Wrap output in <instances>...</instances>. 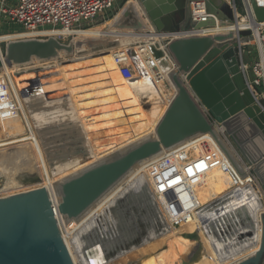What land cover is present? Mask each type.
<instances>
[{
	"label": "water",
	"instance_id": "water-1",
	"mask_svg": "<svg viewBox=\"0 0 264 264\" xmlns=\"http://www.w3.org/2000/svg\"><path fill=\"white\" fill-rule=\"evenodd\" d=\"M138 1L153 27V33L160 36L217 25L211 17L206 22L192 23L189 8L193 1H204L208 13L216 17L221 25L237 22L225 0ZM249 1L255 19L264 22V8L257 7L255 0ZM238 13L242 17L246 16L241 7ZM122 15L133 19L131 25L127 26L141 28L130 10H125ZM250 35V31H239L236 34L237 37ZM102 45L91 46V51L103 48ZM110 45L115 46L117 43ZM4 46V51L1 50L0 53V69L3 61L9 67L28 64L33 58L48 61L56 58L58 52L70 49L51 38L44 41L8 42ZM167 50L177 65L176 71L170 75L176 94L157 122L154 136L93 164L46 191L37 190L0 200V264H71L58 232L72 220L76 221L85 215L139 163L197 134L212 135L238 174L244 177L235 158L214 135L213 123L207 118L203 108L214 122L223 127L234 149L250 166L264 193V101L256 100L245 83L238 58V39L228 41L218 34L181 36L171 41ZM130 55L136 57L135 52H130ZM16 150V147H10L0 152V157L3 156L0 162V165L3 164L2 169L7 167L4 165L6 162L11 161L7 156ZM40 180L35 173L19 176L22 186L36 184ZM117 195L100 216L94 218L98 230L93 233L91 230L79 232L73 236V242L77 237L78 241L84 242L79 252L81 264L108 263L118 252L138 246L141 239L150 234L160 235L168 228L164 226L162 229L160 224H156L154 229L149 230V234L136 230L135 237L124 238V230L118 224L114 226L109 216L114 220L115 217L119 220L121 218L124 222L122 227L133 221H141L144 216L139 213L140 210L135 211V202L133 203L129 194ZM258 208H261V212L257 219ZM241 210L244 211V216H241ZM154 212L150 208L151 216H154ZM198 220L220 263L258 244L254 230L259 222L261 235L258 252L255 257L239 264L261 263L264 255V206L251 187L227 192L209 202L198 211ZM139 224L143 225L142 222ZM145 225L150 227L149 220ZM188 235L191 240L196 239L194 234ZM234 236L239 237L240 241L233 239ZM219 244H222L220 248ZM197 253L192 256L193 259ZM192 258L183 264H191Z\"/></svg>",
	"mask_w": 264,
	"mask_h": 264
},
{
	"label": "bare ground",
	"instance_id": "bare-ground-1",
	"mask_svg": "<svg viewBox=\"0 0 264 264\" xmlns=\"http://www.w3.org/2000/svg\"><path fill=\"white\" fill-rule=\"evenodd\" d=\"M136 3H137L136 0H129L126 5V8L125 6L124 8L125 10L131 11L133 18H135L140 23L141 25L140 29H134L130 26H127L129 24L131 25L133 19H128L123 17L122 15L123 13L121 11L123 9H121L119 13H117V15L114 17V19L103 24L100 27H95L85 31H76L72 33V35L75 36L73 39L75 40L76 43L75 46L77 51L76 50L75 51L77 56L79 57L78 59L81 60V62L77 61L76 58L69 59L72 63L66 65L67 67L59 63V61L52 62V64L54 63L57 64L58 67L64 72L66 78L63 77V79H67L68 81L67 83L70 86L67 87L71 89V94L74 91V96L77 102L74 101L73 103H71V99L69 95L66 98L61 97V95H64V92L61 91L60 84L56 83L55 74L53 75L54 72L50 67L44 68L40 65H36V63L39 64L45 60L35 59V62H32L34 63L33 66L31 65L28 66L27 64H25V66L23 65L24 67L21 70L16 69L18 68V66L16 65L14 66L12 65V67H9L5 65L3 61V67L0 69V71L1 72L5 71L3 72V74H5L3 75L4 76L3 78L5 79L0 80V111L4 110L5 113L3 115H7L10 123L5 125L0 123V152L10 147H16L17 150H21L24 148L25 153L31 155L29 156V162H26L25 164L20 163V161L19 163L15 161L13 162L14 165L12 166L10 165L5 169L1 168L2 164L0 165L1 168L0 172H2L3 170L4 171L2 172V174L4 175L3 177L6 178L4 188L1 190L2 194L5 196L3 199L0 200H6L11 197H14L16 194L15 189L24 190L23 188L25 186H22L19 182V176L21 174L35 173L36 176L40 177L41 179L39 183H36V184H40V186H37L32 190L46 191L52 188L53 186L63 182L64 180L82 172L83 170L92 166L93 164L101 162L107 159L109 156L116 154L149 136L152 137L154 136V132H155L154 130L157 122L165 112L166 107H168V104L170 103L171 99L176 94V88L171 82L170 75L176 71L177 66H175L173 61L169 58V60L173 64V68L167 72L166 70L168 66L166 64L167 62L162 63L163 60H161L162 58L164 59L165 57H162L161 59L159 58V54H161L163 51H161L160 48H157V53H155L153 51L154 50L153 46L156 45L158 41L159 42L165 41L170 43L171 41L176 40L178 37H181L183 34H186L191 30L184 33L179 32L173 35H166V36L157 35L153 33V27L151 26V24L149 25L148 21L143 18V14H144L143 9L140 6L138 7L141 14L139 11L136 10ZM251 12H252V7H251ZM251 15L252 16L249 15L248 17L243 16L239 18L236 24L221 25L220 22L217 20V25L214 26L213 28L211 27L204 28L202 30H199L197 33H200L202 35L204 33L209 32L211 34L222 35L225 38H227L228 41H233L235 39H238V42L242 43L244 41L236 36L237 32L253 30L254 33L253 39L254 41H257L258 31L256 29L259 26H264V25H262L255 19L253 13ZM72 30H76V29H72ZM66 32L53 33V32L42 31L31 34L20 33L15 35H4L0 37V41L4 40L6 41V43H8L11 42L12 38L15 39L16 37H18L16 39H20L21 36H25V35L30 36L32 34H34L35 37L54 36L52 38L56 40L57 39L56 37L59 36L58 34H66ZM113 42L117 43V45L115 46L110 45V43ZM151 43L154 45H152ZM96 44H103L104 47L96 51H91V46H94ZM164 45L165 44H161L160 47H162L164 52H166L165 51L166 48H164ZM80 50L82 52H79ZM121 51L128 52V55H130L129 52L136 53L137 51L136 55H142L141 57H137V58L135 57V60L130 59L131 61L135 62L134 69L136 71V75L131 80H124L120 76L119 67L113 58V55L115 53H121ZM69 53L70 50L68 51V54ZM91 57H93V59H89ZM168 57L169 56H167V58ZM162 67L167 72L166 75L162 73L163 70ZM140 68H142L144 71L142 75H140L139 77L140 79H137ZM155 69H157V73L155 72L156 71ZM91 73L93 74V76L90 75ZM94 74H97V76H94ZM164 75H165V79H163ZM89 79L91 80L89 81V83H87L89 87L82 86L83 80H89ZM3 80H6L7 83H4ZM123 82H129V83H123ZM97 83H99V85ZM131 86L139 90L150 89L151 93L160 96L164 99L166 98L169 101L168 102L162 101L163 104L160 101L161 106H158L156 103L154 109H152L151 111V115L149 116V118H147L146 117L147 113L145 116L143 113H141L140 110H138V109H142L141 108L142 104L141 105L133 104L134 102L139 103L141 101L138 99L141 94H129V98H130V102H132L131 105L133 107V110L131 111L129 109L130 107L127 105L128 99L126 98L124 92H126V89L127 90L130 89ZM51 89H52V94L54 90L56 91L58 90L61 93H55L51 95V92H49L48 95H51L52 98L47 101L45 100V94H47L46 92L50 91ZM165 89H167L170 92V95L167 94L168 92L166 93ZM25 98H28L29 100L31 99L33 100V103H31L30 106L33 104H37V105L40 104L43 107H45L46 110L48 111H51L50 109L52 106L55 107L58 106L56 109H52V112L54 113L56 112L57 118H55L56 119L55 121L59 122V125L57 124L58 128L59 126H61L60 130L58 129L59 133L58 130H56L57 133L50 134L51 131L44 132V130L42 129L43 130L42 133H44L47 136V138L45 136L46 139L42 138L40 142V140L31 138L32 133H34L33 131L34 129L32 130L29 124H27V127L25 126L26 123H29L30 120L26 123L24 122L22 114L21 113L19 114L20 110L15 102L17 101V99L23 100ZM109 100L111 102H107ZM147 101L150 100L147 99L144 102L145 106ZM155 102H156V98L154 96V99L148 105H154ZM105 103H106L105 109L104 108L102 109V106ZM71 105L76 106L79 109V111L76 110ZM146 109H144V111ZM103 112H107L110 115V118L103 117ZM87 113L91 114V118L87 119L85 117ZM38 114H40V112ZM49 116L51 117L50 114ZM1 117L2 116H0V122H1ZM133 117L135 118L134 120L132 119ZM143 118L145 120H143ZM103 122H105V124ZM32 123L33 122L31 121V125ZM13 126L19 127L18 131H15L14 129L15 127ZM122 126L125 127V132L129 133L131 137V139L127 143H125V141L123 140L124 138L123 130H121V135H120L122 141L119 140L118 138L119 131ZM11 127L12 129L8 131L7 129ZM89 127L91 128V130L89 129ZM88 129L90 130V132L94 134L95 139L97 141H100L99 143H102L104 141L103 143L104 146L101 147L100 144L94 145L92 143L89 136L90 133L87 131ZM2 136H4L5 138L4 140H1ZM101 137L103 138L101 139ZM32 139H34V141ZM164 151L165 150L163 149L154 157L146 161H143L142 163H139L129 172V174L121 182H119L113 189H111L98 202H96L85 215H83L81 218H79L76 221L72 220L61 231H59L58 232L59 238L61 239L62 244L66 247V249H67V244H66L67 242L65 241V238L71 234L73 229L82 227L81 225L82 222L86 221L88 217L91 216V214H93V212L100 207V205H103L105 201L110 197L111 193L113 192L115 193L117 190H119L120 188L119 186L121 185V183L124 182L129 177V175H131L137 168L140 169L146 168L148 166L147 165L148 162H151L152 160L161 156L164 153ZM200 152L208 153L209 151H207L206 149H202V151H200V149H198V154L196 155L192 154L191 158H188V162L197 159L201 155ZM94 153L97 159L94 158ZM20 154L21 155L19 156L21 158L23 154L22 153ZM11 155H13V153ZM14 155L16 154L14 153ZM1 157L3 156L1 155ZM1 157H0V162H2L3 159ZM10 158H13V156H11ZM23 160L26 161L27 159L26 160L23 159ZM195 168H197L196 172L198 171V173L201 172L202 174L200 173L198 179L195 180L196 182L195 181L193 182V192L186 197L189 205L191 206L192 209H194L193 212L196 209L203 207V206L202 207L199 206L201 205V203L206 205L209 203V201H211V199L215 197L219 198L220 197L219 194H224V192H220V190L217 189L214 190L210 188L212 187L211 184L213 180H215V178L217 177L222 178L227 182L228 184L227 186L230 187L229 178L223 172L221 171H216L213 173L205 172V170L208 171L209 168L207 169H205L204 167L201 168L200 165L195 166ZM71 170L74 171L70 172L69 174H66V172H69ZM139 170H136V172H134L131 176L135 175V173H138ZM150 170L151 169H147L146 171H144V174L140 178H138V180L135 183H133L134 187L131 186V189L127 188L125 191L123 190L121 193H118V195L123 193L129 194V196L133 199V203L135 202L136 205V206L134 205L135 211L139 212L140 210L139 213H142L144 216L141 219V221L139 220L133 221L132 223L128 224L126 227H122L124 222L121 220V218L119 220L116 219L115 217L114 220L113 217L110 218L109 216V219L111 220L114 226H116L117 224L118 227L121 226L120 229L124 230V232L122 233L124 238L135 237L136 233L134 232L136 230H140L143 232L146 231L149 234L151 233L149 230L154 229L156 224H160L162 229L164 228V226H168L169 229L167 228L168 230L166 229V231L164 232L162 231L160 235L150 234L146 238L141 239L142 241L138 246L132 248L130 247L128 250L124 252H118V254H116V257L110 260V263H113L121 258H124L134 250L141 249L142 247L160 241L157 246L151 248L145 254H141L140 256V259L142 258V260H140V262L142 261L141 264H154L158 259L161 260L165 254L173 253L179 247L184 249V247L182 246L183 245L186 246L187 241H189L188 239H190L188 234L190 235L194 234L196 236L195 242L189 241V244H191L190 246H192V248L194 247L195 249H197V252L201 256V257L199 256L200 260L198 261L197 264H208L210 261H212L213 258L208 252L206 244L202 238L203 236L205 240L209 241L207 236L204 234L201 224L199 223L200 231L196 226H191L187 230L183 231L181 229L186 225L189 226L193 224L195 222V219H191L188 223L180 225L179 223H176L175 220H170L172 222H169V219L166 218L167 215L164 213V209H162V206H158L159 205L158 202H157L158 203L157 206L156 204L154 205L155 206L154 209L152 203L153 201L150 197H152L151 196L152 193L155 194L159 192L161 189L159 188L156 177H153ZM160 179L165 183V179H163L162 177ZM153 190H155V192H153ZM212 193H214V195H212L211 198H208ZM116 195L113 198H115ZM112 200L110 202H112ZM142 201L146 202V205L143 204ZM234 202H236V200H234ZM150 208L154 209L155 211L153 213L154 216L150 215L149 213ZM260 209L261 208H258L257 219L259 218L258 217L259 212H261ZM160 213H164L165 218H163V216ZM240 213L241 216L242 215L244 216L243 210H241ZM148 220L150 224L149 228H147L145 225ZM102 221L104 222V219H102ZM127 221H129V219H127ZM139 222H142L143 225H140ZM95 223L96 221L91 220L89 221V224H87L89 228L91 226V228L94 229L93 232L95 230H98V225H95ZM259 224H260L259 222L256 223L257 228L254 230V233L256 235L255 237H257V240L260 237V231H261V227ZM86 231L87 229L86 230L81 229L80 232L84 233ZM175 231H181V233L166 238L170 233H173ZM94 236L96 237V235ZM77 238L75 239V241H78L79 238L78 239ZM233 239H238V238L237 236H234ZM71 240L73 241V238ZM239 241L240 240L238 239V242ZM76 243H78L79 246L76 248V250L78 249L77 252L79 254V252L83 248L82 246L84 245V242L80 240ZM110 243L114 244V242H110ZM188 246L189 245L186 246L185 250L188 248ZM221 246L222 244L218 245L219 248ZM258 249L255 252V254H252L243 261L255 257V255L258 252ZM76 256L78 255L76 254ZM70 261H72L71 257H70ZM243 261H237L234 264H239L240 262ZM71 264L73 263L71 262Z\"/></svg>",
	"mask_w": 264,
	"mask_h": 264
},
{
	"label": "built area",
	"instance_id": "built-area-1",
	"mask_svg": "<svg viewBox=\"0 0 264 264\" xmlns=\"http://www.w3.org/2000/svg\"><path fill=\"white\" fill-rule=\"evenodd\" d=\"M123 1L124 0H16L15 4L7 7L3 10V13L6 14L9 22L20 25L22 30L27 34L42 31L59 33L72 29H84L94 20L115 10ZM225 1L233 11L236 21L242 17L238 13L239 7L245 12V17L249 15L252 16L249 0ZM210 17L217 22L216 17L208 13L204 1L191 2L189 18L192 23L206 22ZM261 24L264 25V23ZM256 30L258 31V40L254 42L256 46L255 58L249 60L250 65L247 64L248 62H244L243 59V54L245 53L244 48L249 45L250 37L253 39V30L250 31V37H238L244 41L239 43L238 58L246 85L251 90L256 100L264 101V26H259ZM198 31L199 30H191L182 36L214 35L209 32L201 35L197 33ZM168 43L169 42H161V44H165L164 48H166L165 51H167V55L173 61L174 65L177 66L167 50ZM113 58L119 67V74L124 80H131L136 75L134 69L135 62L131 61L135 60V58L128 55V52L121 51V53H115ZM155 70L157 73V69ZM199 105L201 104L199 103ZM203 112L213 123L214 135L232 154L245 176L241 177L238 174L226 155L220 149L215 138L209 133L197 134L184 142L169 149H165L161 156L148 162L147 165L149 169H151L150 172L153 177H156L159 188L164 192L162 203L173 212L172 216L175 222L180 225L188 223L191 219L198 218V211L201 209H196L192 213L183 211L184 206H188V202L183 188L187 186L182 183L189 180L192 184L198 179L199 174L198 171L196 172L197 168H195V166L198 165H203L205 169L216 166L221 172L228 176L230 187L225 193L236 190L240 191L245 187H251L258 200L264 206V193L252 173L250 166L241 159L234 149L223 127L219 123L214 122L204 108ZM207 145L211 148V151L208 153L200 152L201 155L197 159L188 162V158H191V155L195 154L198 148H205ZM161 177L165 179V183L160 179Z\"/></svg>",
	"mask_w": 264,
	"mask_h": 264
},
{
	"label": "rangeland",
	"instance_id": "rangeland-1",
	"mask_svg": "<svg viewBox=\"0 0 264 264\" xmlns=\"http://www.w3.org/2000/svg\"><path fill=\"white\" fill-rule=\"evenodd\" d=\"M128 1L129 0H124L123 2H122V4H120L115 10H113L112 12H109L108 14H106L105 16H103V17H101V18H98V19H96V20H94L93 22H91L90 24H88L87 25V27H85L84 29H76V30H70V31H67L66 32V34H58L59 36H57L56 38V40L60 43V44H62V45H66V46H69L68 48H70L69 50H70V53L68 54V51L66 52H64L63 50L62 51H60V52H58V56L56 57V58H54V59H51V60H48V61H43V62H41V63H36V65H40V66H42V67H44V68H51L52 70H53V75L55 74V79H56V83H59L60 84V89H61V91H63L64 92V95H61V97H67L68 95H69V97H70V99H71V103H73L74 101L75 102H77L76 101V99H75V96H74V91H73V93L71 94V89L69 88L70 86L68 85V81H67V79H63V77H65L66 78V76H65V74H64V72L58 67V65L57 64H52V62H54V61H59V63H61V64H63L65 67H67L66 65H68V64H71L72 62L69 60V59H72V58H76L77 59V61H79V62H81V60H79L78 58V56H77V54H76V43H75V40H73L74 39V35H72V33H74V32H76V31H85V30H89V29H92V28H95V27H100V26H102L103 24H105V23H107V22H109V21H111L112 19H114V17L117 15V13H119V11L121 10V9H123V10H121L122 11V13H123V11L125 10V8H126V5H127V3H128ZM137 1V3H136V10L137 11H139L140 12V10L138 9V7L140 6L141 8H142V6H141V4L139 3V1L138 0H136ZM15 2H16V0H0V37H2V36H4V35H15V34H20V33H22V34H27L25 31H23L22 30V28H21V26L20 25H18V24H16V23H11V22H9L8 21V19H7V16H6V14L5 13H3V10H5L7 7H9V6H12V5H14L15 4ZM255 4H256V6L257 7H259V8H264V0H255ZM124 6H125V8H124ZM143 9V8H142ZM144 11V10H143ZM140 14H141V12H140ZM137 15V14H136ZM143 18L144 19H146L147 20V17H146V15H145V13L143 14ZM148 21V20H147ZM148 23H149V21H148ZM259 23H264V22H259ZM149 25H150V23H149ZM43 32H45V31H43ZM61 35H64V36H61ZM52 37H54V36H45V37H43V36H34V34H32V35H30V36H28V35H25V36H21L20 37V39H16V38H18V37H16L15 39H11V42H15V41H20V40H40V41H44V40H48V38H51V39H53ZM55 40V39H54ZM249 41H250V43H249V45L248 46H246L245 48H244V51H245V53L243 54V59H244V62H248L247 64L248 65H250V62H249V60L250 59H254L255 58V51H256V46H255V41L250 37V39H249ZM165 42V41H164ZM6 43V41H4V40H1L0 41V53H1V50L2 51H4V44ZM161 42H157V44L156 45H154V44H152V45H154L153 46V48H154V52L155 53H157V48H160L161 49V51H162V47H160V44ZM141 45V44H140ZM139 45V46H140ZM138 48V47H137ZM139 49V48H138ZM76 50V51H75ZM79 52H82L81 50L79 51ZM161 53V52H160ZM135 54H137V51H136V53ZM166 55V54H165ZM164 55V52L163 53H161V58L162 57H166L167 58V56H165ZM142 55H136V58L137 57H141ZM35 59H37V58H33L32 60H31V62H29L27 65L28 66H33L34 65V63H32V62H35ZM89 59H93V57H91V58H89ZM38 60V59H37ZM69 60V61H68ZM14 66V65H13ZM16 66H18V65H16ZM24 66H25V64H24ZM23 65H20V66H18V68H16V69H23V67H24ZM158 66V65H157ZM12 67V66H11ZM15 70V69H14ZM143 69L142 68H140L139 69V72H138V76H137V78H139L140 77V75H142V73H143ZM3 72H5V71H3ZM3 72H1L0 71V80L1 79H5V78H3L4 76L3 75H5V74H3ZM91 76H93V74L91 73L90 74ZM94 76H97V74H94ZM55 79H54V81H55ZM4 81V83H7V81L6 80H3ZM6 81V82H5ZM89 81H91L90 79L89 80H83V84H82V86H88L87 85V83H89ZM98 85H99V83H97ZM67 86H69V87H67ZM89 87V86H88ZM166 90V93L167 94H169L170 95V92L167 90V89H165ZM45 91V90H44ZM49 92H51V95H53V94H55V93H61V92H59L58 90L56 91V90H54L53 91V94H52V89L50 90V91H48V92H46L47 94H45V92H44V94H45V100H49V99H51L52 97H51V95H48L49 94ZM87 93H90V92H87ZM86 93V94H87ZM66 95V96H65ZM168 95V96H169ZM28 98H25V99H21V100H19V99H17V101H15L16 102V104H17V106H18V108H19V110H20V112H19V114L21 113L22 114V117H23V119H24V122L26 123V122H28L29 120V123H26V127H27V124H29L30 125V128L34 131V133H32V137L31 138H35L36 140H40V142H41V139L42 138H45V134L44 133H42V131L44 130V132L46 131H48V132H50L51 131V133L50 134H54V133H57V131L56 130H60V127L61 126H59V128H58V125H59V122H57V121H55L56 119L55 118H57V115H56V112L54 113V112H52V109H56L57 107H55V106H52L51 107V111H48V110H46V108L45 107H43L42 105H37V104H33V105H31L30 106V104L31 103H33V100L31 99V100H29ZM28 102V103H27ZM107 102H111L110 100L109 101H107ZM106 102V103H107ZM106 103L105 104H103V106H102V109L104 108L105 109V106H106ZM37 106H40V107H37ZM71 106H73V105H71ZM42 107V108H41ZM76 110H78L79 111V109L76 107V106H73ZM44 110V112H43V110ZM41 110H42V112H41ZM105 111V110H104ZM40 112V114L43 116H41L40 114H38ZM49 112H51V113H49ZM5 112H4V110L3 111H0V116H2L1 117V122L0 123H2L3 125H5V124H9L10 122H9V118L7 117V115H3ZM51 115V117L49 116V114ZM48 116H47V115ZM53 114H55V115H53ZM21 116V115H20ZM41 116V117H40ZM45 116V117H44ZM84 117V116H83ZM85 117L87 118V119H89V118H91V114L89 113H87V115H85ZM103 117H109L110 118V115L107 113V112H103ZM27 118V119H26ZM52 119V120H51ZM53 119H54V121H53ZM31 121L33 122L32 123V125H31ZM59 121V120H58ZM56 122V123H55ZM104 124H105V122H103ZM58 124V125H57ZM34 125V126H33ZM6 127V126H5ZM13 127H15L14 129H15V131H18V128L19 127H17V126H13ZM37 127V128H36ZM56 127H57V129H56ZM7 128V127H6ZM12 129V127L11 128H9V129H7L8 131L9 130H11ZM28 129V128H27ZM43 129V130H42ZM89 129L91 130V128L89 127ZM87 130L89 133H90V140L92 141V143L94 144V145H97V144H100L101 145V147L102 146H104V141L102 142V143H99L100 141H97L96 139H95V137H94V134L92 133V132H90V130ZM59 130H58V133H59ZM32 131V132H33ZM39 131V132H38ZM55 131V132H54ZM106 132V131H105ZM121 133V129H120V131H119V140H121L122 141V138H120V134ZM35 134V135H34ZM40 134V135H39ZM92 135V136H91ZM123 136H124V138H123V140L125 141V143H127L128 141V139L130 140L131 138H130V134L129 133H125L124 132V129H123ZM103 137H105V136H103ZM103 137H101V139L103 138ZM38 138H40V139H38ZM46 138H47V136H46ZM45 138V139H46ZM5 138H4V136H2V139L1 140H4ZM33 141H34V139H32ZM104 140H105V138H104ZM120 141V142H121ZM51 143V142H50ZM124 143V144H125ZM9 147V146H8ZM8 147H6V148H8ZM18 152V153H17ZM14 153L16 154V155H14ZM20 153H22L23 154V156H21V158H20V156L19 155H21ZM28 154V153H27ZM26 153H25V151H24V148L23 149H21V150H16L15 152H13V155H9L8 157H7V159H10L11 161H8L7 163H5L4 165L5 166H7V167H9L10 165H14L13 164V162H17V163H19V161H20V163H23V164H25L26 162H29V156L31 155V154H28L27 155ZM26 155V156H25ZM103 155H104V153H103ZM11 156H13V158H10ZM17 157V158H16ZM94 158L95 159H97L96 158V156H95V153H94ZM93 158V159H94ZM23 159H27L26 161H24ZM14 160V161H13ZM56 160V159H55ZM9 164V165H8ZM3 165V164H2ZM4 166V167H5ZM7 167H5V168H7ZM78 167V166H77ZM140 168H137L136 170H139ZM146 169H149V167L148 168H142V169H140L139 170V172L138 173H135V175H133V176H131L134 172H136V170L131 174V175H129V177L124 181V182H122L121 183V185L119 186L120 188H119V190H117L115 193L113 192V193H111L110 194V197L105 201V203L103 204V205H100V207L97 209V210H95L94 212H93V214H91V216H89L88 217V219L86 220V221H84V222H82V227H79V228H74L73 229V231L71 232V234L70 235H68L66 238H65V241L67 242L66 244H67V249H68V251H67V253H68V255H69V257H71V262L73 263V264H80V262H81V260H80V253L78 254V249L76 250V248L77 247H79L78 246V243H76V242H78V241H72L71 239L73 238V236L75 235V234H78L80 231H81V229H84V230H86L87 229V231H90L91 230V232L93 233V230H92V228H91V226H90V228H89V226H87V224H89V221H91V220H94V218L95 217H97V216H99L100 214H101V212H103V210H104V208L106 207V206H108V204H109V202L113 199V197L116 195V194H118V193H121L123 190L125 191L127 188H129V189H131V186L132 187H134V185H133V183H135L137 180H138V178H140L143 174H144V171L146 170ZM72 171H74V170H71V171H69V172H66V174H69L70 172H72ZM212 172H216V171H219V170H216V171H214V169L213 170H211ZM2 172H4L3 170H2ZM200 173L201 172H199L198 174L200 175ZM202 174V173H201ZM5 182H6V178L5 177H3L2 175H0V199H3L4 198V196L5 195H3L2 194V192H1V190L4 188V185H5ZM187 185H189V184H191L190 183V181L188 182V183H186ZM214 185V186H213ZM228 184H227V182L225 181V180H223L222 178H220V177H217V178H215V180H213V182H212V184H211V186L212 187H210V188H212V189H218V188H220V187H222V186H227ZM37 186H40V184H32V185H27V186H25L23 189L24 190H21V189H15V192H16V194H15V196H17V195H25V194H28V193H30V192H33V191H35V190H32V189H34V188H36ZM217 186V187H216ZM153 189H155V188H153ZM159 189V188H158ZM191 190V189H190ZM153 192H155V190H153ZM193 191H190L189 192V195L192 193ZM163 191L162 190H160L159 192H157V193H155V194H153L152 193V197H150L151 199H152V203H153V207H154V209H155V204H156V206L158 205V203H159V205L158 206H162V209H164V213L167 215V217L166 218H168L169 220H174V217L172 216L173 215V212L169 209V208H166L165 206H164V204L162 203V200H163ZM211 195H214L213 193L211 194ZM6 197H8V196H6ZM143 202V204H145L146 205V202H144V201H142ZM158 202V203H157ZM237 202V201H236ZM230 204V203H229ZM188 205H189V203H188ZM188 207V206H187ZM102 208V209H101ZM157 208H159V207H157ZM192 211L194 210V209H192V208H190ZM161 211V210H160ZM169 214V216H168V214ZM199 220H198V218H195V222L193 223V224H191V225H186L185 227H183L181 230H187L188 228H190L191 226H196L197 228H198V230L200 229L199 228ZM86 227V228H85ZM79 231V232H78ZM200 231V230H199ZM179 233H181V231H175V232H173V233H170L166 238H168V237H171V236H174V235H177V234H179ZM258 233H259V231H258ZM202 235V234H201ZM260 235H261V231H260ZM202 238H203V240H204V242H205V244H206V247H207V250H208V252L210 253V255L212 256V261H210L208 264H234V263H236L237 261H243L244 259H246L247 257H249V256H251L252 254H255V252L257 251V249H258V247H259V242H260V237L258 238V240H257V245L254 247V248H249V249H246V250H244V251H241L240 253H238V254H235L233 257H231L230 259H228V260H225V261H223L222 263H220L217 259H216V256H215V254H214V252H213V249H212V246H211V244H210V242L209 241H207V240H205V238L202 236ZM238 239H239V237H237ZM163 240V239H162ZM190 242H195V240L194 241H192L191 239H188ZM189 241H187V245H189L188 246V248L186 249V250H188V251H186L185 250V248H186V246H182V247H184V249H182L181 247H179L176 251H174L173 253H169V254H165L163 257H162V259L161 260H157L154 264H183V262H185L186 260H190L191 258H192V256H194L197 252H195V248L193 247L192 248V246H190L191 244H189ZM73 244H72V243ZM159 242L160 241H157V242H155V243H152L151 245H148V246H145V247H142L141 249H138V250H134L133 252H131L129 255H127V256H125L124 258H121V259H119V260H117V261H115V262H113V263H110V262H108V263H105V264H141L142 263V261L140 262V260H142V258L140 259V256H141V254H145L147 251H149L151 248H153V247H155V246H157L158 244H159ZM77 245V246H76ZM193 249V250H192ZM195 249V250H194ZM179 250V251H178ZM183 250V251H182ZM193 252H192V251ZM181 252V253H180ZM188 253V254H187ZM76 254L78 255V256H76ZM190 254H192V255H190ZM198 255L193 259V260H191V264H197L198 263V261L200 260V255H199V253H197ZM200 256V257H199ZM203 256V255H202ZM78 258H79V260H78ZM186 258V259H185ZM133 260V261H132ZM138 260H139V263H138ZM174 260V261H173ZM177 261V262H176ZM179 261V262H178ZM195 261V262H194ZM130 262H132V263H130ZM260 264H264V255H263V257H262V260H261V263Z\"/></svg>",
	"mask_w": 264,
	"mask_h": 264
},
{
	"label": "crops",
	"instance_id": "crops-1",
	"mask_svg": "<svg viewBox=\"0 0 264 264\" xmlns=\"http://www.w3.org/2000/svg\"><path fill=\"white\" fill-rule=\"evenodd\" d=\"M145 45H146V43H145ZM160 46H161V43H160ZM162 51L164 52V50L162 49ZM162 52V53H163ZM165 54H166V56H168L167 55V51L166 52H164ZM159 58L161 59V54H159ZM161 60H163L162 61V63H165V62H167L166 64L168 65L167 66V68H166V70H167V72L169 71V70H171L172 68H173V64H172V62L169 60V57L168 58H162ZM163 68V67H162ZM165 70H164V68H163V70H162V73L163 74H167V72L165 73L164 72ZM165 75L163 76V79H165ZM118 78H119V76H118ZM137 79H140V78H137ZM121 80V79H120ZM122 81V80H121ZM123 83H129V82H123ZM132 87V88H131ZM130 87V89H126V92H124L125 93V96H126V98L128 99L127 100V105L130 107L129 109L132 111L133 110V107H132V102H130V98H129V94H141L140 96H139V100H141L139 103L138 102H134L133 104L134 105H136V104H139V105H141V108L142 109H138V110H140L141 111V113H143L145 116H146V113H147V118H149V116L151 115V111H152V109H154V107H155V104L157 103V105L158 106H161V103H160V101L162 102V101H166V102H168L169 100H167L166 98L164 99V98H162V97H160V96H157V95H155V94H153V93H151L150 92V89H143V90H139V89H136L135 87H133V86H131ZM147 91H149V92H147ZM123 93V94H124ZM154 96H155V98H156V102L154 103V105H148L153 99H154ZM150 100V101H147L146 102V106L148 105V108L146 107V106H144L145 105V101L147 100ZM143 101V102H142ZM162 104H163V102H162ZM138 105V106H139ZM135 107V106H134ZM149 109V110H147V109ZM144 109H146L145 111H144ZM162 111V110H161ZM135 117H136V115H135ZM133 120L135 119L134 117L132 118ZM143 120H145L144 118H143ZM121 130H123L124 129V132H125V127L124 126H122L121 128H120ZM126 133V132H125ZM121 134V133H120ZM131 138V137H130ZM127 141H129V139L127 140ZM198 149H200V151H202V149H206L207 151H211V148L207 145V146H205V148H198ZM196 154H198V150L196 151V153H195V155ZM192 156V155H191ZM201 168L203 167V165H201L200 166ZM146 168H148V166L146 167ZM204 169V168H203ZM214 169V171H216V170H219V168H217L216 166L215 167H212V168H209V170L208 171H206L205 170V172H209V173H213L211 170H213ZM147 170V169H146ZM145 170V171H146ZM220 171V170H219ZM189 181L187 180V182H184L183 184L184 185H186L187 187L185 188V187H183L184 188V190H185V193H186V196H189V192L190 191H193V183L192 184H189V185H187L186 183H188ZM191 189V190H190ZM229 189V187L228 186H222V187H220V188H218L217 190H220V192H224V194H225V192L227 191ZM214 194V193H213ZM220 195V197L223 195V194H219ZM211 196L212 195H210L208 198H211ZM207 198V199H208ZM215 199H217V197H215V198H213V199H211V201H209V202H212L213 200H215ZM209 200V199H208ZM188 202V201H187ZM200 207H202V206H205L203 203H201V205H199ZM191 208V206L190 205H188V207L187 206H184V212H190V213H192L193 211L190 209ZM162 216H163V218H165L164 217V213H160ZM169 222H172V221H170L169 220Z\"/></svg>",
	"mask_w": 264,
	"mask_h": 264
}]
</instances>
